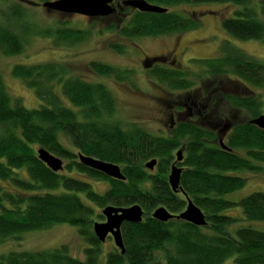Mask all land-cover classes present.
<instances>
[{
	"label": "trees",
	"instance_id": "16d2710c",
	"mask_svg": "<svg viewBox=\"0 0 264 264\" xmlns=\"http://www.w3.org/2000/svg\"><path fill=\"white\" fill-rule=\"evenodd\" d=\"M148 1L168 11L128 8L131 16L127 21L113 23L108 29L125 38L186 31L199 26L197 18L173 7L185 3L233 2L243 7L223 19L224 29L239 39H264V1L259 8L251 6L248 0ZM10 10L4 14L9 22H0V52L5 55L23 53L32 34L50 37L57 45H69L91 33L90 29L67 26L39 29L23 20L27 13L24 5L16 3ZM12 20H18L20 33L14 30ZM110 45L119 52L126 51V44ZM222 47L223 56L196 58L193 62L206 75L233 76L247 87L264 88L263 61L229 40ZM89 66L97 75L119 80L128 79L131 74L130 69L101 61H92ZM145 67L151 77L173 89H188L194 84L189 79L192 72L178 65L157 61ZM12 73L35 90L41 104L26 107L21 96L10 93L0 73V244L27 231L68 223L77 227L88 246L84 259L63 244L41 250H11L0 254V264H99L102 242L92 223L95 217L104 216L95 206L135 203L143 206L144 220L123 223L126 252L109 251L105 264H222L228 258H233L235 264H264V230L242 226L234 236L228 227L238 218L226 213L241 206L248 219L264 220V191L252 192L237 201L226 197L243 188L247 180L228 172L264 169L260 165L264 162V128L251 123L263 114L259 95L222 93L226 107L249 116L231 124L223 137L230 148L225 150L220 144L222 137L192 121L181 122L169 137L154 135L135 122L125 126L116 117L117 100L112 90L101 81L74 75L62 62L17 63ZM62 135L71 140L75 150L62 141ZM182 144L185 147L181 163L186 167L181 186L206 213L209 223L205 226L177 217L163 222L151 216L160 205L173 213L185 208V194L174 192L167 177L174 150ZM40 146L67 160L64 169L54 172L40 160L37 154ZM79 153L121 165L126 179H115L81 163ZM152 158L158 159L156 172L145 166ZM81 175L107 181L109 185L104 192H98Z\"/></svg>",
	"mask_w": 264,
	"mask_h": 264
},
{
	"label": "rangeland",
	"instance_id": "374dc122",
	"mask_svg": "<svg viewBox=\"0 0 264 264\" xmlns=\"http://www.w3.org/2000/svg\"><path fill=\"white\" fill-rule=\"evenodd\" d=\"M48 0H0V22L8 23V16L12 5L20 3L26 7V20L36 28L71 27L90 29V35L73 44L57 45L54 39L32 34L27 39L25 51L20 54L5 55L0 52V73L13 96H21L28 108H35L41 104L35 90L25 85L22 80L15 77L12 68L17 63L33 64L43 61H59L66 64L74 75L85 77L92 81L105 83L114 93L117 100L116 117L126 126L129 123H138L149 132L158 136L169 137L173 131L168 126L171 115L175 118L200 123L206 128L216 132L218 138H223L231 129V124L249 119V116L239 110L226 107L227 102L222 97L223 92L228 93H256L262 100V113L264 114V88L243 85L233 76L206 75L200 67L193 62L196 58L220 57L225 54L224 41L229 40L232 45L242 49L247 54L264 62V39H239L223 27L225 17L233 16L242 5L233 2H201L185 3L172 9L186 16L197 18L199 26L185 32H174L158 37L138 36L134 38L122 37L116 30H110L111 24H124L127 19L121 20L123 0H116L118 10L110 16L89 17L83 14H67L56 10H48L43 3ZM251 6L260 7L264 0H248ZM131 10V9H129ZM130 12V11H129ZM129 15V14H128ZM14 30L20 33L18 20H12ZM112 42L126 44V51L119 52L111 47ZM190 46L192 48H183ZM168 54L177 59L179 67L190 70L189 79L194 82L191 88L173 89L165 82L151 77L148 68L143 64L146 56ZM177 55V56H176ZM92 61H101L130 69L128 79L119 80L113 76H101L94 73L89 64ZM229 123V126H225ZM62 141L71 149H76L71 140L62 135ZM184 140L183 142H185ZM217 143H219L217 141ZM181 146V145H180ZM177 149L170 163L176 160ZM64 164L67 162L64 158ZM259 164V163H257ZM183 168L186 165L181 162ZM264 167V162L260 163ZM153 172L157 171L155 167ZM230 174L244 176L246 185L226 195L228 199L240 198L255 192L264 191V169L261 172L251 170L230 171ZM88 179L93 188L104 192L108 182L81 175ZM80 195L90 203L83 193ZM97 212L102 213L104 207L95 206ZM153 212V211H152ZM226 213L236 216L238 220L229 225V233L235 236L236 229L250 226L264 230V220L248 219L241 206H234ZM104 221L105 217H95L94 221ZM66 244L72 253L85 258V248L88 243L79 235L77 227L68 223L54 224L49 228L27 231L21 237H11L0 244V254L11 250H41L55 248ZM116 249L112 237L102 242L99 264H105L107 253ZM222 264H235L233 258H228Z\"/></svg>",
	"mask_w": 264,
	"mask_h": 264
},
{
	"label": "water",
	"instance_id": "95a60500",
	"mask_svg": "<svg viewBox=\"0 0 264 264\" xmlns=\"http://www.w3.org/2000/svg\"><path fill=\"white\" fill-rule=\"evenodd\" d=\"M125 7H131L143 12H167L168 8L150 3L148 0H123ZM43 6L48 10H56L67 14H83L89 17H105L113 15L117 8L114 5V0H48L43 3ZM149 66V64H145ZM251 123L264 128V114L259 115L251 120ZM229 125H226L227 128ZM220 144L223 149L230 150L225 144L223 138L220 139ZM37 154L50 169L58 172L64 169V160L48 150L45 147H38ZM176 161L183 160V149L176 152ZM79 160L81 163L94 168L115 179L125 180L126 175L122 171V166L111 162L102 160L92 155L79 153ZM158 163L157 158H152L145 163L146 168L154 169ZM184 168L174 163L171 166L170 174L168 175V182L174 192L181 191L185 194L186 208L178 214L169 210L165 205L156 207L151 216L167 222L168 220L177 217L197 226H205L208 224L206 213L198 206L185 192L181 186V177ZM104 221H93V231L99 241L104 242L111 236L114 239L115 246L121 248L125 253V243L122 234V225L125 222H141L145 217V210L140 203H135L130 206H116L107 205L103 208L102 213Z\"/></svg>",
	"mask_w": 264,
	"mask_h": 264
},
{
	"label": "flooded vegetation",
	"instance_id": "af4514ba",
	"mask_svg": "<svg viewBox=\"0 0 264 264\" xmlns=\"http://www.w3.org/2000/svg\"><path fill=\"white\" fill-rule=\"evenodd\" d=\"M115 1L116 0H114V5H115ZM116 8H117V10H118V7H117V5H116ZM128 8H131V7H121V10H123V11H125V10H128ZM117 10H116V12H117ZM130 11V10H129ZM129 11H126V12H123L122 14V17H121V20H124V19H126V18H128V17H130L131 16V11L129 12ZM115 12V13H116ZM114 13V14H115ZM129 14V15H128ZM190 30H193V29H190ZM186 31H189V30H186ZM179 32H185V31H179ZM174 33V32H173ZM171 34V33H170ZM165 35H167V34H165ZM162 36V35H161ZM151 37H153V36H151ZM183 48H192V47H190V46H185V47H183ZM177 56V55H176ZM165 62V63H170V64H173V65H179L178 64V62H177V59H176V57H175V55L174 56H170V55H168V54H162V55H154V56H151V55H149V56H146V58L144 59V62H143V64L145 65V64H149V65H152V64H154L155 62ZM180 66V65H179ZM181 122H190V121H187V120H185V119H182V118H179V119H177V118H175V112H173L172 113V115H171V119H170V122H169V124H168V126L170 127V130L171 131H176L177 130V128H178V126H179V124L181 123ZM230 131V130H229ZM228 131V132H229ZM184 147H185V145L184 144H182L181 146H179L178 148H176L177 149V151L179 150V149H184ZM177 159V158H176ZM180 162H182V161H179V162H177L176 160L172 163V165L174 164V163H177V165H179V163ZM179 166H182V165H179ZM156 167V166H155ZM148 169V168H147ZM149 170H154V169H149ZM176 193H182L181 191H178V192H176ZM109 237H111V236H109Z\"/></svg>",
	"mask_w": 264,
	"mask_h": 264
},
{
	"label": "bare ground",
	"instance_id": "6f19581e",
	"mask_svg": "<svg viewBox=\"0 0 264 264\" xmlns=\"http://www.w3.org/2000/svg\"><path fill=\"white\" fill-rule=\"evenodd\" d=\"M187 204V203H186ZM167 207V206H166ZM185 208H186V205H185ZM184 208V209H185ZM183 209V210H184ZM175 214H178V213H175ZM208 223H209V221H208ZM124 239V238H123ZM107 240V239H106ZM114 240V239H113ZM115 243V242H114ZM125 243V242H124ZM116 247V246H115ZM125 248H126V245H125ZM116 249H118V250H120L121 252H122V250H121V248H119V247H116ZM125 252H126V249H125ZM123 253V252H122ZM124 254V253H123Z\"/></svg>",
	"mask_w": 264,
	"mask_h": 264
}]
</instances>
